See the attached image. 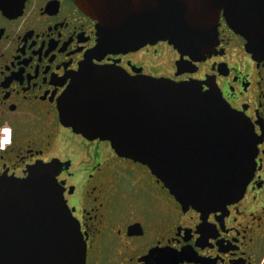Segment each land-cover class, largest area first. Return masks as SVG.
Wrapping results in <instances>:
<instances>
[{
	"label": "flooded vegetation",
	"instance_id": "obj_1",
	"mask_svg": "<svg viewBox=\"0 0 264 264\" xmlns=\"http://www.w3.org/2000/svg\"><path fill=\"white\" fill-rule=\"evenodd\" d=\"M97 25L72 0H0V177L25 180L57 161L86 264H264V61L224 16L200 60L168 42L99 51ZM86 65L218 89L256 142L242 197L213 210L185 207L146 166L65 126L61 100Z\"/></svg>",
	"mask_w": 264,
	"mask_h": 264
},
{
	"label": "water",
	"instance_id": "obj_2",
	"mask_svg": "<svg viewBox=\"0 0 264 264\" xmlns=\"http://www.w3.org/2000/svg\"><path fill=\"white\" fill-rule=\"evenodd\" d=\"M72 1L97 21L99 51L168 42L182 57L200 60L217 43L224 16L247 53L264 61V0ZM60 118L146 166L185 207H226L242 197L254 173L250 123L218 89L204 91L196 82L86 65L61 100ZM56 162L33 167L25 180L0 177V264H86L87 244Z\"/></svg>",
	"mask_w": 264,
	"mask_h": 264
}]
</instances>
